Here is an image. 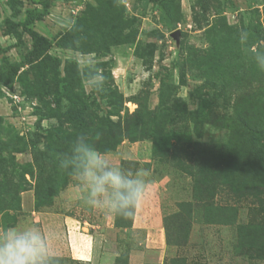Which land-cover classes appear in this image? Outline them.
Instances as JSON below:
<instances>
[{
  "label": "rangeland",
  "instance_id": "1",
  "mask_svg": "<svg viewBox=\"0 0 264 264\" xmlns=\"http://www.w3.org/2000/svg\"><path fill=\"white\" fill-rule=\"evenodd\" d=\"M0 48V231L44 232L36 210L63 217L64 246L65 217L90 235L95 264H157L148 231L88 206L61 165L86 134L148 171L165 264H264V0H0Z\"/></svg>",
  "mask_w": 264,
  "mask_h": 264
},
{
  "label": "clouds",
  "instance_id": "2",
  "mask_svg": "<svg viewBox=\"0 0 264 264\" xmlns=\"http://www.w3.org/2000/svg\"><path fill=\"white\" fill-rule=\"evenodd\" d=\"M264 70V69H262ZM82 187L84 202L105 214L132 218L147 193L148 171L129 173L99 152L80 134L61 161ZM0 264H57L48 237L36 226L18 224L0 231Z\"/></svg>",
  "mask_w": 264,
  "mask_h": 264
},
{
  "label": "crops",
  "instance_id": "3",
  "mask_svg": "<svg viewBox=\"0 0 264 264\" xmlns=\"http://www.w3.org/2000/svg\"><path fill=\"white\" fill-rule=\"evenodd\" d=\"M144 200V198H143ZM142 200V201H143ZM33 216L44 224V234L49 239V247L53 257H63L62 252L68 254L74 261L95 264L97 250L94 247L93 241H89L90 235L81 231L77 232L70 227L71 219L65 217V223L69 225L66 236L69 237L70 243L64 246L60 241H54V224L64 222L63 217L49 214L51 217H46L44 213L32 211ZM131 230L140 231L147 230L149 235V243L147 247L156 249L159 253L156 263L165 264L164 248L166 247L164 232L162 230V219L159 209H151L150 206H142V202L136 214L133 217ZM145 254L143 251H132L129 256L128 264H145Z\"/></svg>",
  "mask_w": 264,
  "mask_h": 264
},
{
  "label": "trees",
  "instance_id": "4",
  "mask_svg": "<svg viewBox=\"0 0 264 264\" xmlns=\"http://www.w3.org/2000/svg\"><path fill=\"white\" fill-rule=\"evenodd\" d=\"M40 19H41V15H36V14H33L32 12H29L26 16V19L23 23V26L27 27V26L33 24L35 21L40 20ZM2 52H3V49L0 48V53H2ZM216 149H218L219 152L221 154H224V155H229V153L231 152L230 149L225 148V147H217ZM76 262H78V261H76Z\"/></svg>",
  "mask_w": 264,
  "mask_h": 264
}]
</instances>
